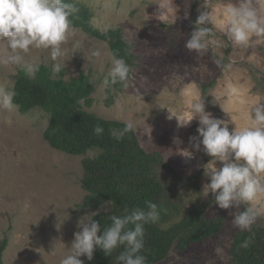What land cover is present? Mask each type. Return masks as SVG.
<instances>
[{
  "label": "rangeland",
  "instance_id": "374dc122",
  "mask_svg": "<svg viewBox=\"0 0 264 264\" xmlns=\"http://www.w3.org/2000/svg\"><path fill=\"white\" fill-rule=\"evenodd\" d=\"M87 6L90 25L105 33L118 27L123 38L138 56L127 87L106 106V87L114 59L107 42L72 27L61 46L64 57L53 61L50 49H31L21 53L52 71L54 63H64L63 77L68 80L83 73L94 90L89 112L108 119L131 122L142 148L158 152L180 176V194L192 188L181 177L197 175L204 190L209 178L204 165L211 159L193 148L201 137L198 121L179 126L187 114L186 105L193 92L202 97L205 110L228 123L229 130L248 123L250 108L257 99L264 102V37H253L247 51L237 48L219 28L206 38L203 55L185 48L200 11L218 9L225 0H75ZM264 16V0H253ZM187 14V15H186ZM211 27V25H210ZM7 42L0 40V51ZM99 51L98 56L92 53ZM219 61V63H217ZM19 69L0 65V84L14 82ZM170 113L175 114L170 118ZM49 116L35 108L26 113L0 109V240L7 238L2 264H60L69 253L78 222L92 212L107 211L83 206L87 192L82 188V160L85 155H70L52 148L43 133ZM194 138V139H190ZM178 140V142H177ZM181 151L193 152L192 158ZM96 151H88L93 156ZM217 167L220 162L217 161ZM240 209H221L213 202L205 211L207 218L223 217L214 235L191 243L180 251L170 250L157 264H233L229 249L233 235L230 213ZM254 224H264V216ZM84 261L87 258L79 257Z\"/></svg>",
  "mask_w": 264,
  "mask_h": 264
},
{
  "label": "clouds",
  "instance_id": "9594fccd",
  "mask_svg": "<svg viewBox=\"0 0 264 264\" xmlns=\"http://www.w3.org/2000/svg\"><path fill=\"white\" fill-rule=\"evenodd\" d=\"M78 12L77 5L67 0H0V40L7 42L0 51V65H13L25 76L35 79L39 63L25 59L21 53H28L33 48L50 49L53 61L64 57L66 53L61 46L67 40L73 27L72 18ZM193 23L195 27L185 41V48L199 55L206 53L205 40L215 35L214 28L222 29L233 44L244 51L251 46L253 37H264V16L253 0H225L218 9L200 11ZM92 54L98 56L100 53L94 51ZM64 67L66 61L63 64L57 62L52 71L59 74ZM129 74L130 67L123 59L114 60L109 73L112 84L127 87ZM15 96L14 82L0 84V109L18 112ZM186 109L187 114L178 119L179 126L186 127L197 120L196 132L201 139L193 148L200 150L202 145L204 153L211 158L204 165L209 182L204 185L203 195L211 192L215 204L221 209H240L246 205L230 215L236 229L251 231L257 218L264 216V102L257 99L250 108L248 123L235 125L231 131L227 122L205 110L198 92L191 94ZM172 115L176 116L170 113V118ZM133 130V124L128 122L115 138L120 140ZM103 131L99 124L93 127L97 136ZM180 154L187 158L193 156L191 151H181ZM106 203L111 207L114 202L109 200ZM162 212L166 209L147 200L144 208L125 206L123 213L111 215V223L103 228L93 219L98 213L85 215L78 222L80 230L74 233L70 251L60 264H84L79 257L92 260L96 249L111 256L121 247L123 250L116 256L117 264H147V257L142 254L145 225L157 223ZM249 243L250 240L246 239L241 247H248Z\"/></svg>",
  "mask_w": 264,
  "mask_h": 264
},
{
  "label": "trees",
  "instance_id": "16d2710c",
  "mask_svg": "<svg viewBox=\"0 0 264 264\" xmlns=\"http://www.w3.org/2000/svg\"><path fill=\"white\" fill-rule=\"evenodd\" d=\"M75 3L79 12L72 18L73 27L81 28L87 35L107 42L114 59H123L130 67L138 66V56L123 38L120 28L114 27L105 33L90 25L91 13L82 2ZM106 106L113 104V97L126 87L120 83L112 84L108 78ZM16 96L14 102L21 113L38 108L49 116L43 137L54 149L70 155H85L82 160V188L87 192L83 206L99 207L109 200L114 203L107 211H99L93 217L102 228L111 223L109 217L121 215L125 206L145 207L151 200L166 209L155 224L145 225V248L147 264H157L171 249L182 251L191 243H196L216 234L222 227L224 218L205 217L206 209L214 202L211 192L204 196V189L197 183V175L181 177L189 181L192 188L180 194L176 178L178 174L158 152H147L140 145L133 131L125 133L117 140L115 137L126 123L108 120L89 112L85 107L93 103L94 90L88 75L64 79L63 71L52 76L51 69L40 65L35 79L20 70L14 77ZM128 85V83H127ZM104 129L99 136L93 133L95 125ZM96 151L93 156L88 151ZM99 234V233H98ZM250 240L248 247H241L244 240ZM7 238L0 240V264L7 244ZM123 250L117 248L111 256H105L100 249L93 253L92 260L84 264H117L116 256ZM233 264H264V224H253L251 231L237 230L229 249Z\"/></svg>",
  "mask_w": 264,
  "mask_h": 264
}]
</instances>
